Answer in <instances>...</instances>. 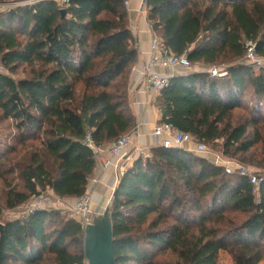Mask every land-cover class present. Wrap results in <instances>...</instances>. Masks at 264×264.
I'll return each mask as SVG.
<instances>
[{"label":"trees","instance_id":"1","mask_svg":"<svg viewBox=\"0 0 264 264\" xmlns=\"http://www.w3.org/2000/svg\"><path fill=\"white\" fill-rule=\"evenodd\" d=\"M23 0H0L3 2ZM154 37L209 72L175 75L154 104L224 158L264 169V0H144ZM65 9L64 15L61 9ZM139 57L123 0H38L0 10V264H86L84 230L59 208L2 218L47 189L76 198L97 166L83 139L105 146L136 117L128 95ZM258 69V70H255ZM1 132V131H0ZM248 179L178 147L155 146L118 176L109 212L115 264L264 260V176ZM169 253V260L158 255Z\"/></svg>","mask_w":264,"mask_h":264},{"label":"built area","instance_id":"2","mask_svg":"<svg viewBox=\"0 0 264 264\" xmlns=\"http://www.w3.org/2000/svg\"><path fill=\"white\" fill-rule=\"evenodd\" d=\"M38 0H23V2H7L6 7H10L17 4H33ZM59 5H66L68 0H56ZM131 0H123V5L126 9L129 8ZM3 5L0 3V6ZM142 13H146L145 5H143ZM245 53L242 58V63L252 66L254 68H263L264 67V57L260 56L255 51V44L252 41H245ZM185 54L175 55L170 50L165 48L160 40L157 37H152L150 43V55L149 60L144 66V82L147 85H150L155 91L159 93L161 89L166 87L169 83V79L177 73L182 71L191 72H200L206 71L209 72L212 76H224L226 74L225 67L211 66L206 69L197 70ZM159 69L165 73L155 71ZM179 75V74H178ZM135 127L131 129L126 134H123L111 141L105 146H98L94 142L90 132H87L83 143L93 151L97 163V167L106 168L113 166L118 170V176L122 173L123 167L121 162L125 159L130 158V149H131V137L134 135ZM151 135L156 140V146L163 148L178 147L185 149L187 151L193 152L195 154L201 153L202 155L210 154L214 157L211 159V162L219 165L223 168L226 173L236 172L240 176L248 179L249 183L253 187V192H256L258 185L262 180L261 176H258L254 171L238 163L235 160L230 158H224L220 153L213 152L209 147L198 141L190 133L180 131L171 123L163 122L156 123L151 129ZM184 145H189L190 147H185ZM221 160V164H219ZM96 178L91 177L89 184L95 182ZM89 188V187H88ZM24 204L23 214H29L45 208H54L56 205H62L64 210L69 211V215L80 223L82 228L86 224L90 223L93 217V212L90 210V191L87 189L83 194L76 198H66V197H57L51 190L47 192H40L39 194L33 196L28 202Z\"/></svg>","mask_w":264,"mask_h":264},{"label":"crops","instance_id":"3","mask_svg":"<svg viewBox=\"0 0 264 264\" xmlns=\"http://www.w3.org/2000/svg\"><path fill=\"white\" fill-rule=\"evenodd\" d=\"M143 5L144 0H131L127 9L128 25L138 46L139 57L131 70L128 81V95L136 117V125L134 135L131 137V156L121 162L123 170L130 166L137 157L141 155L143 157L148 156L149 153L147 152L156 146V140L151 135V129L160 120L161 116L159 109L154 104L158 92L144 82L143 71L145 64L149 60L150 43L153 34L147 22L146 13H142ZM201 69L206 68L202 67ZM155 71L165 73L157 68ZM187 73V71H182L177 73V75ZM184 146L190 147L189 145ZM204 156L202 155L201 157ZM93 177L96 178V181L88 185V190L90 191L89 207L94 216H97L109 203L118 181V170L113 166L106 168L96 166Z\"/></svg>","mask_w":264,"mask_h":264},{"label":"water","instance_id":"4","mask_svg":"<svg viewBox=\"0 0 264 264\" xmlns=\"http://www.w3.org/2000/svg\"><path fill=\"white\" fill-rule=\"evenodd\" d=\"M65 9H61L64 15ZM115 195L113 190L111 198ZM108 205L100 215L94 216L91 223L83 228L84 230V255L87 264H115L112 252V228ZM2 223L0 222V232Z\"/></svg>","mask_w":264,"mask_h":264},{"label":"rangeland","instance_id":"5","mask_svg":"<svg viewBox=\"0 0 264 264\" xmlns=\"http://www.w3.org/2000/svg\"><path fill=\"white\" fill-rule=\"evenodd\" d=\"M9 2H12V1H9ZM5 3H7V2H3L2 3L3 5L0 6V10H3L5 8H7ZM211 66H217V67H220V68L225 67L224 64H219V65L213 64V65L207 66L205 68H208V67H211ZM195 68L197 70H201L202 66H199L198 65V66H195ZM255 70H258V69H255ZM7 125H8V122H3V123L0 124V131H1L0 134H4V133L7 134V131H8ZM207 146L209 147V149L211 151H213V152H219V149L218 148H215L214 146H211V145H207ZM147 153H150V151H148ZM197 155L202 156L201 153H199ZM204 158H206L208 160L214 159V157L212 155H210V154H206V156H204ZM229 158L232 159V160L237 161L240 164H243V165L247 166L250 169V171H254V173L256 175H258V176H264V169L258 168L257 166H255L253 164L243 163V162H241L240 160H238L235 157H229ZM221 163H222L221 160H219V164H221ZM47 190H45L43 192H47ZM54 208L63 209L64 207L62 205H56V206H54ZM24 211H25L24 210V204H21V205H19L18 207H16L13 210H4L3 215H2V218H4V219H6V218H8V219L15 218V217H18L19 215H21L22 212H24ZM63 211H66V210H63ZM66 212L69 213V211H66ZM102 212H100V214ZM93 217H94V213H93ZM93 217H92V219H93ZM157 258H159L161 260H169L171 258V255L169 253H164V254L158 255ZM86 264H87V261H86ZM218 264H233L232 263V260H231V257L229 256V254L226 251H220L219 252ZM259 264H264V260H262Z\"/></svg>","mask_w":264,"mask_h":264}]
</instances>
